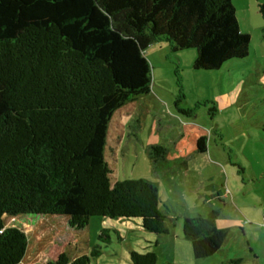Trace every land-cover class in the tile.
<instances>
[{
  "label": "trees",
  "instance_id": "1",
  "mask_svg": "<svg viewBox=\"0 0 264 264\" xmlns=\"http://www.w3.org/2000/svg\"><path fill=\"white\" fill-rule=\"evenodd\" d=\"M162 41L177 57L190 51L199 71L245 59L252 47L233 0H0V264L27 254L20 216L138 219L150 233H169L158 188L113 183L106 159L115 114L151 94L147 50ZM197 149L207 152L206 137ZM149 153L157 169L168 149ZM218 216L182 219L195 259L222 250L229 230ZM100 255L96 246L72 264ZM131 262L158 264L159 256L134 251Z\"/></svg>",
  "mask_w": 264,
  "mask_h": 264
},
{
  "label": "rangeland",
  "instance_id": "2",
  "mask_svg": "<svg viewBox=\"0 0 264 264\" xmlns=\"http://www.w3.org/2000/svg\"><path fill=\"white\" fill-rule=\"evenodd\" d=\"M233 2L241 31L252 38L249 56L218 71H199L190 51L177 57L168 42L155 43L147 50L151 94L119 110L109 130L106 159L113 183L151 181L165 215L176 219L178 237L159 238L138 219L92 217L85 223L68 216H20L17 225L29 238L21 264H72L96 246L101 255L91 264H132L134 251L156 252L158 264H215L218 253L193 257L190 242L181 237L182 222H177L181 216L213 212L219 227L230 231L226 248L234 259L251 245L264 254V231L258 228L264 220V16L258 7L250 9L257 0ZM152 127L168 149L167 171L155 169L148 154ZM197 137L207 138V155L195 154ZM103 231L108 241L100 238Z\"/></svg>",
  "mask_w": 264,
  "mask_h": 264
},
{
  "label": "crops",
  "instance_id": "3",
  "mask_svg": "<svg viewBox=\"0 0 264 264\" xmlns=\"http://www.w3.org/2000/svg\"><path fill=\"white\" fill-rule=\"evenodd\" d=\"M258 2V1H257ZM234 3V2H233ZM249 4H250V2H249ZM235 5V4H234ZM236 7V6H235ZM252 7H255V8H257V11L259 10V2L258 3H253V2H251V5H250V9H252ZM255 12V15H258V12ZM259 13H260V11H259ZM180 55H182V53L181 54H179L178 55V57H180ZM190 56H191V58H193L192 57V54H189ZM136 105L138 104L137 102L135 103ZM137 107V106H136ZM148 118V116L146 115V119ZM153 130H154V128L152 127V129H151V135H153L152 136V139H150V141H149V147L147 148V151H148V154H149V156H150V153H149V149H150V146H152V145H162V143H161V141L159 142L158 141V139H156L155 137H154V132H153ZM198 138H201V137H197V138H195V144H196V148H195V154L196 155H207L208 154V152H209V147H207V152L206 153H201V152H199L198 151V149H197V140H198ZM160 140V139H159ZM163 146V145H162ZM150 158H151V156H150ZM152 159V158H151ZM176 163L177 162H175V166H176ZM161 166H163V169L165 170V171H167L168 169H170L169 167L170 166H168V162H163L162 163V165ZM166 167V168H165ZM227 196V194H225V197ZM263 216H264V212L261 214V220H262V218H263ZM184 217H188V216H181V217H179V218H177V222H178V224H180V222H182V219L184 218ZM168 220H170V222H168L167 221V226H168V228H169V233L168 234H163V235H160V236H158L159 238H163V237H171V236H175L176 238L178 237V235H177V232H176V226H177V224L176 223H174V221L176 220L175 218L173 219V218H169ZM264 221V220H263ZM262 221V225H261V227L260 226H258V228H261V231H264V222ZM173 223V224H172ZM219 225V224H218ZM224 229V228H223ZM226 229V228H225ZM229 230V229H228ZM230 232V231H229ZM181 237H182V235H181ZM229 237V236H228ZM183 238V237H182ZM227 243H228V238H227V240H226V242L224 243V245H223V247H222V250L217 254V255H220V257L221 258H217V257H215V264H264V254H262V252L260 251V250H258L254 245H251V249H250V251L248 252V251H241V255L239 254V256H237L236 257V259H234V257H233V255H231V253H230V250H227L228 248H226V246H227ZM158 244V243H157ZM248 252V253H247ZM159 256V255H158ZM214 256H216V255H214ZM214 256H212V257H214ZM194 257V256H193ZM195 258V257H194ZM207 259V258H206ZM196 260H198V259H196ZM199 260H201V259H199Z\"/></svg>",
  "mask_w": 264,
  "mask_h": 264
}]
</instances>
